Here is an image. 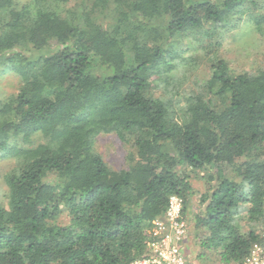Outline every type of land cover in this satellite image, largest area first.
Returning a JSON list of instances; mask_svg holds the SVG:
<instances>
[{
    "label": "trees",
    "instance_id": "16d2710c",
    "mask_svg": "<svg viewBox=\"0 0 264 264\" xmlns=\"http://www.w3.org/2000/svg\"><path fill=\"white\" fill-rule=\"evenodd\" d=\"M243 23L264 33V0H0V67L22 76L0 97V264H130L170 195L185 217L191 173L196 257L239 264L264 222V66L221 54Z\"/></svg>",
    "mask_w": 264,
    "mask_h": 264
},
{
    "label": "rangeland",
    "instance_id": "374dc122",
    "mask_svg": "<svg viewBox=\"0 0 264 264\" xmlns=\"http://www.w3.org/2000/svg\"><path fill=\"white\" fill-rule=\"evenodd\" d=\"M17 1L23 2L24 0ZM74 1L77 0H67L69 5H72ZM230 34L236 35L235 37L237 39L230 40L226 38L221 47V54L233 67L243 70H252L257 67L264 66V33L262 35L255 32L253 33L250 25L243 23L230 32L227 37H230ZM25 52V55L36 56L37 54L30 51ZM198 70L201 72L203 68L199 67ZM21 80L22 76L17 71L10 70L9 68L4 70V67H0V97L4 98L12 93H15L21 83ZM18 141L21 140H10L11 143H17ZM33 142L35 141L33 140ZM94 147L111 168L119 169L128 167L129 163L127 157L130 152V148L128 145L121 142L113 133L99 134L95 139ZM12 162L13 160L8 157L5 159L0 157V174H3ZM189 183L192 193L189 196L185 217H187L186 219L188 220V223L193 225V217L195 213L200 212L203 208L201 205V194L206 191L208 185L203 179H200L194 173H191ZM0 187L2 188L4 185L0 183ZM241 229L244 230V227L242 226ZM194 231L195 228L192 226V229L190 230V233L192 232V239H187L188 242L185 243L182 248V254L192 264L211 263V260L208 261L202 257H196L200 248L199 243L194 238ZM189 242H191V245L188 246ZM212 264L216 263L212 262Z\"/></svg>",
    "mask_w": 264,
    "mask_h": 264
},
{
    "label": "built area",
    "instance_id": "2783aa9c",
    "mask_svg": "<svg viewBox=\"0 0 264 264\" xmlns=\"http://www.w3.org/2000/svg\"><path fill=\"white\" fill-rule=\"evenodd\" d=\"M190 230L191 225L183 215V198L179 194L170 195L163 215L152 221L147 252L130 264H192L182 254ZM239 264H264V222L259 239L251 244Z\"/></svg>",
    "mask_w": 264,
    "mask_h": 264
}]
</instances>
